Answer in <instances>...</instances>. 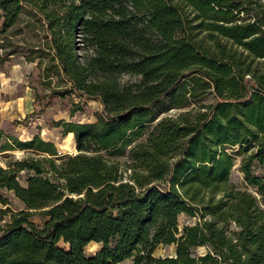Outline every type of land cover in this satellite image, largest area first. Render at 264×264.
<instances>
[{
	"label": "trees",
	"instance_id": "trees-1",
	"mask_svg": "<svg viewBox=\"0 0 264 264\" xmlns=\"http://www.w3.org/2000/svg\"><path fill=\"white\" fill-rule=\"evenodd\" d=\"M26 9L44 35L20 51ZM0 50V72L37 62L71 116L102 106L55 123L75 155L39 135L0 141L32 155L0 167L23 205L0 193V264H264V0H0ZM182 215L202 220L180 228ZM160 245L176 255L155 257Z\"/></svg>",
	"mask_w": 264,
	"mask_h": 264
},
{
	"label": "rangeland",
	"instance_id": "rangeland-1",
	"mask_svg": "<svg viewBox=\"0 0 264 264\" xmlns=\"http://www.w3.org/2000/svg\"><path fill=\"white\" fill-rule=\"evenodd\" d=\"M242 17L247 18V16ZM41 25L34 17L28 14L26 9L20 21V26L24 28L23 33L12 37V42L18 45L20 51H29L39 41L40 43L43 42L44 33L40 31V34H38V31L41 30ZM37 34L39 36H36ZM0 53H2L1 50ZM36 63L27 62L22 55H15L11 56L9 61L5 63L4 72H0L3 73V75H0V141L2 144L10 142L12 138L26 141L34 135H39L46 141L54 142L61 155H75L77 154V149L74 138H71L70 135L63 137L62 128L55 127V123L61 120L81 123L93 122L95 121V113L101 110L102 106L96 100H88L83 103L82 108L74 116H71L72 103L68 98L48 97L51 91L38 80L39 70ZM121 81L123 83L133 82L136 81V78L124 75L121 77ZM73 99L75 102L79 101L76 97ZM206 101H212V96H209ZM169 103L170 100H166L165 105L168 106ZM178 112V110H172L164 115H175ZM29 156H32L30 152L20 150L0 153V167L7 168L9 163ZM240 163L241 158L237 160L232 172L231 183L235 187L243 189L246 185L239 170ZM25 178L26 173H22L20 181L24 182ZM0 193L9 199L10 206L14 211L23 208V205L13 192L0 189ZM32 220L37 225H41L44 217L41 214H36L32 217ZM201 220L200 215L194 218L182 215L179 218L180 228L193 226ZM5 221H0V225H3ZM230 230L237 231L238 229L234 224H230ZM59 246L62 248L67 247L63 242ZM99 248L100 245L97 243H91L87 247V254H95ZM191 250H193L196 258L203 256L207 252L206 246H196L191 248ZM175 255L176 248L173 245H160L154 252L155 257L165 258L174 257ZM121 264H132V260H127Z\"/></svg>",
	"mask_w": 264,
	"mask_h": 264
},
{
	"label": "crops",
	"instance_id": "crops-1",
	"mask_svg": "<svg viewBox=\"0 0 264 264\" xmlns=\"http://www.w3.org/2000/svg\"><path fill=\"white\" fill-rule=\"evenodd\" d=\"M0 75H3V73H0ZM9 79V78H8Z\"/></svg>",
	"mask_w": 264,
	"mask_h": 264
},
{
	"label": "water",
	"instance_id": "water-1",
	"mask_svg": "<svg viewBox=\"0 0 264 264\" xmlns=\"http://www.w3.org/2000/svg\"><path fill=\"white\" fill-rule=\"evenodd\" d=\"M192 256V255H191ZM193 257V256H192ZM193 258H196V257H193Z\"/></svg>",
	"mask_w": 264,
	"mask_h": 264
}]
</instances>
